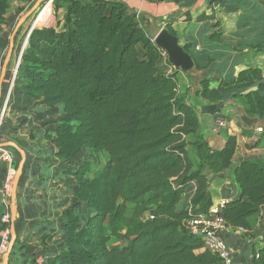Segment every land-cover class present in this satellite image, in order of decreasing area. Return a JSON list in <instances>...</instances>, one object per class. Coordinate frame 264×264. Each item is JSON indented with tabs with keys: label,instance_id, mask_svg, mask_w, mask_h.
Here are the masks:
<instances>
[{
	"label": "trees",
	"instance_id": "1",
	"mask_svg": "<svg viewBox=\"0 0 264 264\" xmlns=\"http://www.w3.org/2000/svg\"><path fill=\"white\" fill-rule=\"evenodd\" d=\"M12 1L0 0V23ZM61 1L53 2L56 15ZM66 1L61 28L30 32L17 79L24 97L61 114L56 160L46 164L71 165L76 154L82 157L67 172L76 182L71 193L77 203L63 214L61 248L46 264H222L186 224L212 207L209 185L232 168L235 137L220 149L209 146L196 113L178 94L175 72L136 15L106 0ZM241 19L238 29H264V10ZM209 39L223 41L219 31ZM251 49L264 52V43ZM210 83L201 80L197 92L209 103L233 89H250L235 98L247 117L264 122L259 69L231 73L216 89ZM88 154L106 156L91 177ZM230 179L238 195L218 215L252 232L264 206V168L242 162ZM56 236L39 240L44 245ZM250 257L249 264H264V245L252 248Z\"/></svg>",
	"mask_w": 264,
	"mask_h": 264
},
{
	"label": "crops",
	"instance_id": "2",
	"mask_svg": "<svg viewBox=\"0 0 264 264\" xmlns=\"http://www.w3.org/2000/svg\"><path fill=\"white\" fill-rule=\"evenodd\" d=\"M37 1L13 0L0 23V69L2 65L4 71V82L2 83L3 79L0 81V85L2 83L0 105L4 98L9 71L16 60L15 55L24 41L27 43L29 32L41 27L61 28L63 5L67 1L60 2L57 15L51 12L52 5L49 6L51 11L46 19L41 21L44 15L39 17V21H35L36 19L32 21V16H27V13ZM106 1L119 3L129 14L136 15L152 40L161 30L166 29L176 37L177 44L192 58L194 64L192 71L184 72L172 66L170 68L176 75L178 94L196 113L200 123V134L209 146L220 149L228 136L236 139L237 147L232 168L223 175L213 178L209 185L212 207L230 201L238 195L237 187L230 179L234 166L242 162H251L264 168V122L247 117L242 103L235 98L237 94H245L250 89H233L222 93L216 103L202 100L197 96V92L199 82L204 78L211 81V89H216L219 81L226 79L231 73L235 76L239 71L249 67L259 69L264 79V52L251 49L253 45L264 43V29L255 31L238 29L242 17L257 16L263 12L264 0ZM214 31L221 33L223 39L221 43L209 39ZM196 47L199 49L196 50ZM162 55L166 60L163 52ZM208 59L209 65H207ZM197 66L201 69L199 70ZM39 100L27 99L18 89L11 97L10 110L5 116L11 122L10 129L18 134L16 135L18 140L23 139L22 146L25 152L24 167L16 189L15 240L9 253L8 264H46V260L59 251L63 239L62 216L69 209L67 199H73L71 192L76 185L73 176L67 174L69 171L64 170L65 163L57 162L51 166L46 164V160H56L53 139L61 114L56 109H48L40 105ZM216 116L228 122V129L219 134H214L212 131ZM257 128H261L263 132L257 134ZM3 131L4 138L0 139V144L14 139L10 138L11 135L7 136L5 129ZM255 136L259 137V142L253 145L252 139ZM9 152L13 151L9 150ZM11 155L12 162L0 161V215L8 212L10 218L9 195L4 194L2 189L10 187L15 161L14 155ZM72 170L71 166L70 171ZM190 196L191 193L186 195L184 203ZM8 232L9 246L10 219L8 224L0 225V264L8 250V246L4 250L1 248V238ZM54 234L57 236L50 243L41 244L39 240L41 237ZM263 238L264 206L260 210L253 233L249 237H242L234 244L235 249L241 254L239 264H249L252 248L255 251L262 248Z\"/></svg>",
	"mask_w": 264,
	"mask_h": 264
},
{
	"label": "built area",
	"instance_id": "3",
	"mask_svg": "<svg viewBox=\"0 0 264 264\" xmlns=\"http://www.w3.org/2000/svg\"><path fill=\"white\" fill-rule=\"evenodd\" d=\"M76 2L78 0H69ZM160 1V0H152ZM54 0H45L41 6V11L36 17L37 21L41 14L48 6L53 5ZM30 34V32H29ZM27 35V38L29 36ZM26 41L20 46L17 58L13 67L9 71V77L5 85V94L0 105V124L1 120L7 115L10 110V100L15 91L19 65L23 56L24 49L26 47ZM199 48L196 47V50ZM164 56V55H163ZM228 129V122L220 117L216 116L213 123L212 131L214 134ZM263 130L261 128L256 129V133L260 134ZM259 142V137L255 136L252 139V144L255 145ZM12 155L6 149L0 150V161L12 162ZM9 186V185H8ZM9 188H3V193L9 195ZM225 202H221L217 207H211L207 214L197 215L187 221V228L189 232L199 238L203 244V248L212 254L216 255L222 262V264H239L240 252L237 251L235 245L237 240L241 239L245 234H252L243 228H232L226 224L224 219L218 215V210L224 205ZM9 213H3L0 215V225L9 223ZM264 240V238H263ZM10 241L8 233H5L1 238V248L4 250L7 248ZM251 259V257H250Z\"/></svg>",
	"mask_w": 264,
	"mask_h": 264
},
{
	"label": "water",
	"instance_id": "4",
	"mask_svg": "<svg viewBox=\"0 0 264 264\" xmlns=\"http://www.w3.org/2000/svg\"><path fill=\"white\" fill-rule=\"evenodd\" d=\"M44 0H38L34 7L27 13V16H30L32 11ZM153 43L155 46L165 54L167 63L174 67L177 70H181L184 72H189L194 69V64L192 62V58L190 55L177 44V39L175 36L170 34L166 29L161 30L159 34L154 38ZM4 71H2L0 81L3 79ZM0 147L3 148H13L18 151L21 156V160L17 166V169L14 173V181L12 183L11 193H10V233H11V242L8 246V250L3 257L2 264H8L9 253L13 248V243L15 240V232H14V223L17 219V202H16V189L19 178L22 174V170L25 162V154L24 151L18 148L15 143L8 142L0 144Z\"/></svg>",
	"mask_w": 264,
	"mask_h": 264
},
{
	"label": "rangeland",
	"instance_id": "5",
	"mask_svg": "<svg viewBox=\"0 0 264 264\" xmlns=\"http://www.w3.org/2000/svg\"><path fill=\"white\" fill-rule=\"evenodd\" d=\"M35 4H36V2H34L33 6L30 7V9L33 8ZM40 5H41V3L32 11V13L30 15L33 18L32 21H34V19H36V17L38 16L39 12L41 11ZM47 11H48V14L47 15L45 14V17H43V19H41V21L44 20V19H46V17H48V15H49V13L51 11V9L49 11V6H48ZM51 12H53V6H52V11ZM17 55H18V53H17ZM17 55H15V58H17ZM15 58H14V60H15ZM2 68L3 67L1 65L0 75H1V72H2ZM5 73H6V71H5ZM3 82H4V79H3L2 83ZM2 83H1V85H2ZM1 85H0V96H1V90H2ZM19 86H21V82L16 84L15 92H16V90L19 89L18 88ZM52 112H54V111H52ZM10 123L11 122L7 120V117H4L1 120V124H0V139L3 140L4 135H2V132H4L3 130L5 129V132H6L7 136L11 135L10 138H12V139L14 138L13 140H10L8 142L16 143L18 145V148H20L21 150H23L24 149L23 146H22V143H23L22 140L23 139L21 138L20 141L18 140V137H16V135H18V134L15 133L14 130H11L10 129V128H12V126H10ZM48 132H50V131H48ZM45 145H47V144H45ZM0 148L5 149L3 147H0ZM8 151H9V149H8ZM10 153L14 155L15 161H14V166H13V171H12V179L10 181V188H9V198H8L9 199L8 200L9 201L8 202L9 208H10V193H11L12 183L14 181V173H15V171L17 169V166H18V164H19V162L21 160V156H20V154L16 150H13V152H10ZM81 159H82L81 154H76L75 157L73 158V161H72L73 163L71 165H66L65 164V167H64L65 169L64 170L65 171H70V167L71 166L73 167V170H74L75 167H76V165H78L79 162L81 161ZM86 159H87L88 162H90V165H91L90 166V170H91L90 172H91V174H89V177L93 176L96 172L100 171L102 169V167L104 166L105 162H106V156L104 154H100V155L94 156V157H91L88 154L87 157H86ZM63 184H64V182H63ZM67 186H69V185H67ZM58 190L61 191L62 189H58ZM75 203H77L75 200H73V199H67V204H69V207L68 208L72 207ZM78 212L81 214V220H82L81 222L84 223V221H85V215L84 214L86 212L84 213L82 207L78 210ZM8 234H9V232H8Z\"/></svg>",
	"mask_w": 264,
	"mask_h": 264
},
{
	"label": "bare ground",
	"instance_id": "6",
	"mask_svg": "<svg viewBox=\"0 0 264 264\" xmlns=\"http://www.w3.org/2000/svg\"><path fill=\"white\" fill-rule=\"evenodd\" d=\"M46 13H48V11H47V9H45L44 11H43V13L41 14V17H43ZM40 17V18H41ZM40 19H38V21H39ZM43 21V20H42Z\"/></svg>",
	"mask_w": 264,
	"mask_h": 264
}]
</instances>
